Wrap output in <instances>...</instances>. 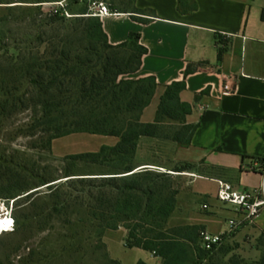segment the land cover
I'll return each mask as SVG.
<instances>
[{"label": "trees", "instance_id": "1", "mask_svg": "<svg viewBox=\"0 0 264 264\" xmlns=\"http://www.w3.org/2000/svg\"><path fill=\"white\" fill-rule=\"evenodd\" d=\"M184 1L179 0L182 11ZM17 2L26 3L0 0V12L5 8L6 17H10L3 19L9 29L0 35V116H6L8 109L38 110L54 132L49 150L53 140L74 133L112 136L119 142L98 152L61 158L62 167L55 176L40 173V169H13L0 196L19 202L43 193L37 200L39 196L45 199L26 217L14 216L15 230L44 231L58 218L70 229L59 236L58 240L66 241L60 252L77 253L86 247L92 254L102 253V264H121L110 257L104 242L106 232L120 228L126 231L127 249L150 252L161 264H204L212 260L217 249L223 252L224 245L212 251L201 248V226L168 227L179 193L173 176L140 168L143 165L136 161L142 138L169 140L179 146L191 143L197 125L187 123L192 106L182 102L180 94L186 89V77L197 68L188 66L182 81L166 87L155 121L144 124L141 114L157 83L151 76L130 78L141 68L147 53L138 34L131 33L125 42L111 45L100 18L92 15L89 6L66 26L64 16L43 13L41 4L48 1L35 0L33 7ZM23 23L26 30L16 35L11 27ZM221 55L219 51V59ZM167 121L177 125L172 132L163 133ZM79 164L91 171L78 172ZM194 169L195 165L182 163L172 171ZM21 179L28 181L26 185L19 184ZM40 187L45 190L28 193ZM229 252L227 247L224 255ZM137 264L147 263L140 260ZM216 264H264V256L259 262H248L233 254Z\"/></svg>", "mask_w": 264, "mask_h": 264}, {"label": "crops", "instance_id": "2", "mask_svg": "<svg viewBox=\"0 0 264 264\" xmlns=\"http://www.w3.org/2000/svg\"><path fill=\"white\" fill-rule=\"evenodd\" d=\"M101 3L117 14L100 18L108 42L121 44L134 33L147 49L141 68L130 76H151L157 83L141 114L142 123L155 121L166 87L182 81L188 66L197 68L186 77V89L180 94L181 101L192 106L186 121L197 129L188 146L169 144L173 167L187 163L195 169L176 173L173 167L145 163L172 173L179 191L168 227L201 226L213 234H226L229 257L236 254L259 262L264 254V209L249 224L241 211L220 203L216 193L217 180L238 191L254 190L264 181L262 172L249 169L253 161L264 160V0H186L185 11L180 9L179 0H121L115 8ZM193 5L195 9H190ZM234 84L236 93L224 91L225 85ZM88 135L100 138L97 149L61 158L98 152L119 142L112 136ZM58 139L52 141L51 151ZM153 139L139 141L136 158L143 143ZM231 220L242 222L232 233ZM150 255L155 264H161L160 258Z\"/></svg>", "mask_w": 264, "mask_h": 264}, {"label": "rangeland", "instance_id": "3", "mask_svg": "<svg viewBox=\"0 0 264 264\" xmlns=\"http://www.w3.org/2000/svg\"><path fill=\"white\" fill-rule=\"evenodd\" d=\"M12 1L26 2L16 3L22 6H36V4L32 3L35 0ZM45 1L48 2L41 4L42 11L44 14H49L52 13L53 6L45 4L61 0ZM94 1L95 3H110L112 8H115L118 7L121 0ZM66 3L67 11L77 16L88 9V6L90 8L92 2L84 1L75 4L74 0H67ZM4 9L1 8L0 12V35L1 32L4 31L6 33L9 29L8 26H5L3 19L10 17H6L7 12ZM76 16L67 18L68 22L65 25H69V22L73 21ZM24 26L23 23L20 27H11V29L14 30L16 35H20L26 30ZM59 26L62 27V24ZM7 111L6 116H0V191L5 189L3 182L11 175V171L17 167H24L27 171H38L40 169V173H49L55 176L59 174V169L62 167L60 159L63 154L92 151L97 149L101 142L98 136L73 134L54 141V151H51L49 150L48 141L54 135V132L51 131L52 125L42 119L41 113L37 112L38 110L8 109ZM176 125L174 122H165L162 132L170 133ZM170 143L174 142L156 138L150 142L145 141L136 161L143 166H145V163L150 162L159 166L173 167L170 162ZM43 168L45 169L42 171ZM76 170L78 172L91 171L83 164L76 166ZM155 170L160 171L158 169ZM173 181L175 182V180ZM27 182L21 179L19 184L26 185ZM36 190L43 192L45 189L44 187L35 188L28 193ZM38 195L28 200L22 199L19 202H14L12 208L13 216L22 215L26 217L34 207L42 205L45 199L39 196L37 200ZM0 199L7 198L2 195ZM46 228L44 231H38L33 228L20 231L14 230L13 232L2 234L0 236V264H102V253L92 254V250L86 247L77 253L60 252L63 243H66V241L64 239L58 240L59 236L68 233L70 229L64 226L58 218L51 220ZM125 238L126 232L124 230L108 231L106 233L105 242L109 255L113 259L118 260L121 264H137L140 260L148 264L156 263V260L147 251L137 248L127 249L124 245ZM222 245H224L221 246L223 252L219 251L220 248L217 249L212 256V260H207L204 264H216L217 262H225L230 259L231 256L224 255L227 246L225 244Z\"/></svg>", "mask_w": 264, "mask_h": 264}, {"label": "built area", "instance_id": "4", "mask_svg": "<svg viewBox=\"0 0 264 264\" xmlns=\"http://www.w3.org/2000/svg\"><path fill=\"white\" fill-rule=\"evenodd\" d=\"M66 1L67 0H61L54 3H46L45 5L48 4L53 6L52 13H58L60 16L72 18L76 15H72L67 11ZM79 1L81 3L84 2V0ZM90 10L92 11L93 16L99 18L107 15H117L112 13L109 8L101 2H92L90 4ZM237 89L236 84L232 87L229 85L224 86V91L226 93H236ZM152 169H158L164 172L161 168L152 167ZM249 169L262 172L264 175V161H253ZM217 184V200L224 205H230L238 211H241L244 214L245 221L249 224L254 223L264 209V181L258 188L250 191H238L230 183L221 180H217ZM14 202L15 200L12 199H0V219L3 221V224H7V215L14 217L12 214ZM202 208L206 209L207 206L203 205ZM229 225L230 233H232L242 225V222L231 220ZM14 230L15 227H2L0 230V236L5 233L13 232ZM225 238L226 234H213L203 230L200 232L201 248L206 251L216 250L223 244Z\"/></svg>", "mask_w": 264, "mask_h": 264}, {"label": "bare ground", "instance_id": "5", "mask_svg": "<svg viewBox=\"0 0 264 264\" xmlns=\"http://www.w3.org/2000/svg\"><path fill=\"white\" fill-rule=\"evenodd\" d=\"M15 227L14 217L7 215V224H3V221L0 219V230L2 227Z\"/></svg>", "mask_w": 264, "mask_h": 264}, {"label": "water", "instance_id": "6", "mask_svg": "<svg viewBox=\"0 0 264 264\" xmlns=\"http://www.w3.org/2000/svg\"><path fill=\"white\" fill-rule=\"evenodd\" d=\"M140 168H152V167L151 166H143V167H140ZM170 174H172V173H170Z\"/></svg>", "mask_w": 264, "mask_h": 264}]
</instances>
